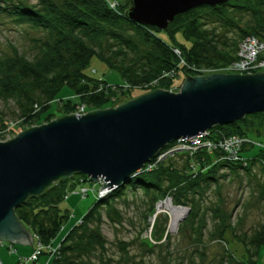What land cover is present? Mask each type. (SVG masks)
<instances>
[{
	"label": "trees",
	"instance_id": "16d2710c",
	"mask_svg": "<svg viewBox=\"0 0 264 264\" xmlns=\"http://www.w3.org/2000/svg\"><path fill=\"white\" fill-rule=\"evenodd\" d=\"M108 2L64 0L63 7H59L54 0H36V4L29 5L16 0H0V19L26 24L47 36L45 41L36 42L37 53L31 59L17 51L16 58H0V99L13 100L17 104L19 116L30 125L28 129L39 125L43 115H47L45 118L52 116L49 110L66 86L75 92L79 103L66 101L63 109L60 108L65 115L74 112L80 103L94 109L105 107L113 97L125 93L124 88L105 86L106 83L85 73L94 57L119 72L127 87L139 89L156 85L167 89L179 79L181 71L188 69L181 64L174 49L181 50L184 61L198 70H217L236 60L239 44L245 38L264 41V0H230L221 6L199 7L177 16L164 32L131 21L127 17L131 7L129 0L125 4L118 2L115 10ZM2 126L7 131L8 125L3 123ZM9 131L14 132L13 129ZM263 131V113L249 115L232 125L216 126L207 137L213 144L218 145L232 136L250 141L239 152V161L222 160L226 153L221 148L202 149L193 154L176 153L175 156L184 160L182 167H178L173 158H167L156 170L136 175L130 183L100 199L77 221L80 225L76 224L66 234V224L72 213L64 204L71 195L82 197L78 194L82 185L88 189L95 187L85 175L59 181L41 196L30 198L16 209V215L34 236L35 250L39 245L45 247L42 255L48 258V248L57 249L52 264H74L71 256L80 250L84 241L104 247L99 234L94 232L86 238L88 227L95 222L101 223L103 211L114 201L126 197L130 190L144 191L152 201L147 215L157 221L155 207L169 197L174 206L193 211L212 185L217 186L224 178L220 171L243 170L251 175L257 166L264 174V150L253 158L245 155L255 148L251 144L252 135L260 136ZM199 224L200 221L198 230ZM227 229L223 228L221 234ZM165 232L167 240L169 235ZM236 238L244 248L243 259L226 251L225 261L228 264H258L264 247V226Z\"/></svg>",
	"mask_w": 264,
	"mask_h": 264
},
{
	"label": "water",
	"instance_id": "95a60500",
	"mask_svg": "<svg viewBox=\"0 0 264 264\" xmlns=\"http://www.w3.org/2000/svg\"><path fill=\"white\" fill-rule=\"evenodd\" d=\"M127 17L166 31L179 15L230 0H129ZM264 114V73L185 79L179 93L156 90L118 108L67 115L0 142V239L34 245L16 209L64 179L85 175L101 190L126 185L161 152L216 126Z\"/></svg>",
	"mask_w": 264,
	"mask_h": 264
},
{
	"label": "rangeland",
	"instance_id": "374dc122",
	"mask_svg": "<svg viewBox=\"0 0 264 264\" xmlns=\"http://www.w3.org/2000/svg\"><path fill=\"white\" fill-rule=\"evenodd\" d=\"M16 1L26 5L36 4V0ZM109 1L122 4L127 2V0ZM54 2L59 7H63L64 0H54ZM179 38L182 40L181 35ZM46 39V34L35 31L26 24L18 25L8 19H0V58H16L17 51L31 59L37 53L36 42ZM178 58L183 59V54ZM85 73L95 80L106 83L105 86H118L125 89L123 95L113 97L111 103L105 107L98 106L94 109L86 103H80L79 106H86V114L118 108L156 90L179 93L187 76L226 74L223 69H203V71L187 69L181 71L179 79L177 78L167 89L156 85L151 88L134 89L127 87L122 75L111 70L97 57L92 59ZM77 98L72 89L68 86L64 87L49 110L52 116L45 118L47 115H43L38 122L39 125L34 127L49 124L67 116L60 108L63 109L64 103L68 100L79 103ZM73 113L68 115H74ZM3 123L8 125V132L3 130ZM29 126L19 116L18 106L13 100L0 99V142L15 139L18 134L28 130ZM11 129L14 132L9 131ZM252 139L254 143L261 144L262 147L255 146L254 149L246 151L245 155L251 158L260 150H264V131L260 136L252 135ZM177 154L184 155L185 151ZM161 156L162 154L157 157L159 165L167 158H173L172 161L178 167L184 165V160L177 155L169 154L165 158ZM223 173L224 178L219 180L217 186L212 185L208 193L197 201L193 211L187 207L177 206L186 210V214L182 217L177 229L173 231L169 229L171 222L169 211L163 210L158 213V206L168 200L172 202V198L159 202L155 207L158 216L155 221L153 217L147 215L152 201L147 199L144 191L130 190L126 197L114 201L108 209L103 211L101 223L95 222L88 227L86 238H90V235L95 232L101 236L104 247L84 241L79 246L80 250L71 256V261L74 264H228L225 261L226 251H230L237 259L242 260L245 251L236 237H242L245 233H251L264 226V174L257 166L254 167L251 175L243 170L220 171L221 175ZM94 185L95 187L89 189L90 194L86 199L71 195L64 204L72 213L66 224L65 234L86 215L89 209L103 199L98 197L101 185ZM86 186L89 187L91 184L86 183ZM195 215L198 217L196 218ZM198 221H200V230H198ZM78 225L80 224L76 226ZM153 227L154 230H152ZM226 227L227 232L222 235L221 231ZM165 231L169 235L167 240H165L167 235ZM15 247L20 249L21 246L15 245ZM258 264H264V247L261 248Z\"/></svg>",
	"mask_w": 264,
	"mask_h": 264
},
{
	"label": "built area",
	"instance_id": "2783aa9c",
	"mask_svg": "<svg viewBox=\"0 0 264 264\" xmlns=\"http://www.w3.org/2000/svg\"><path fill=\"white\" fill-rule=\"evenodd\" d=\"M110 7L112 9H116L118 7V2H108ZM174 53L177 56H180L182 54L181 50L174 49ZM181 64L184 66H187V68L190 71H193L196 69L194 66L188 65L184 59H181ZM198 70V69H197ZM223 72L226 74H232V75H252L257 73H264V41L256 38V37H247L245 38L240 44L238 48V53L236 60L232 62L229 66L223 69ZM86 106H78L75 111L74 115L76 116H82L86 114L85 111ZM209 136V132L200 135L198 137L192 138V139H181L177 141L174 146L169 149V151L162 154L161 157L165 158L169 154H176L178 152H191L196 153L202 149H206L208 151L217 150L218 148H221L225 153L226 156L222 157V160H225L226 162H237L239 161V152L242 150L245 144L249 143L250 141L248 139H243L238 136H232L228 139H225L221 141L218 145L213 144L211 141L207 140V137ZM254 146L262 147L261 144H256L252 142ZM158 159L156 158L151 163L147 164L145 168L140 171L138 174L142 172H152L158 168ZM104 182H101L100 185L102 186ZM101 189V188H100ZM115 189L112 190H101L98 193L99 198H105L107 197L111 192H113ZM94 192V190H92ZM77 193V192H76ZM78 194L82 196L83 199H86L89 194L90 190L83 185L80 187ZM96 194V193H95ZM7 243H5L3 240L0 239V253ZM9 251L13 253V246H9ZM45 247L39 245L37 249L35 250V253L32 258L26 261L27 262H36L38 261V258L42 255L44 252ZM49 250V257L46 264H52L53 256L56 254L57 249L54 248H48ZM23 262V261H22ZM0 264L3 263V259L0 255Z\"/></svg>",
	"mask_w": 264,
	"mask_h": 264
},
{
	"label": "crops",
	"instance_id": "0c3cea01",
	"mask_svg": "<svg viewBox=\"0 0 264 264\" xmlns=\"http://www.w3.org/2000/svg\"><path fill=\"white\" fill-rule=\"evenodd\" d=\"M121 3V2H120ZM10 244H7L5 248L1 250V257L3 259L4 264H46L48 258L46 255H42L38 258V261L36 262H27L30 258L33 257L35 253V244L33 247L27 246H21L20 249H17L15 246H13V253L9 251ZM29 248V249H26ZM37 248V247H36ZM23 261V262H22Z\"/></svg>",
	"mask_w": 264,
	"mask_h": 264
},
{
	"label": "bare ground",
	"instance_id": "6f19581e",
	"mask_svg": "<svg viewBox=\"0 0 264 264\" xmlns=\"http://www.w3.org/2000/svg\"><path fill=\"white\" fill-rule=\"evenodd\" d=\"M163 210H168L171 215V222L169 226L170 231L176 230L182 217L184 214H186V210L174 206L169 200L161 203L158 206V213L162 212Z\"/></svg>",
	"mask_w": 264,
	"mask_h": 264
}]
</instances>
